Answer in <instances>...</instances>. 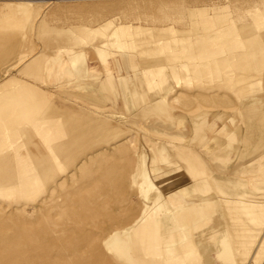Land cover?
<instances>
[{
    "label": "rangeland",
    "instance_id": "1",
    "mask_svg": "<svg viewBox=\"0 0 264 264\" xmlns=\"http://www.w3.org/2000/svg\"><path fill=\"white\" fill-rule=\"evenodd\" d=\"M40 3L0 0V135L21 132L0 141V264H130L115 238L210 264L217 231L230 264H264V0ZM186 205L188 241L166 238Z\"/></svg>",
    "mask_w": 264,
    "mask_h": 264
},
{
    "label": "crops",
    "instance_id": "2",
    "mask_svg": "<svg viewBox=\"0 0 264 264\" xmlns=\"http://www.w3.org/2000/svg\"><path fill=\"white\" fill-rule=\"evenodd\" d=\"M123 58L124 59H130L129 53L124 55ZM238 61H240V63L244 62V60H242L240 58L238 59ZM239 67L242 69L244 66L243 65H239ZM246 70H247V68H246ZM262 108H264V104L262 105ZM187 121H189V119H187ZM196 121L200 122L201 125H205V123H207V122H204L202 119L200 121V119H198V118L196 119ZM231 127H236L238 129L239 125H235V122H233V123H231ZM214 147H215V149H213L214 153H218V152H221V151L224 150V146H220V145L218 146V142L217 143L215 142ZM37 158H38L37 156H36V158L35 157L33 158L32 155L28 153V154H26V158L23 157V159H21V161L22 160L38 161L39 159H37ZM191 172H194V171L191 170ZM196 174H197V172L195 173V175H193V177H196L197 176ZM181 185H184V184H181ZM194 199H195L194 197H191V196L187 195L185 201H186V203L192 204ZM190 214L194 215L193 210L191 209V207L189 205H186L183 208L178 209L177 212L175 213V215L171 219H169L170 222H172L171 223L172 229L167 233L166 238H170V237H172V235L175 236L180 231V232L183 233V237H181L179 239V241L181 243L182 242H187L188 241V233H187V230H185V229H187L186 227L189 224H187L185 222H187L186 220H188V219H186V218H188V215H190ZM196 214L199 215L198 213H196ZM181 223H184L183 226H181L180 228H176L175 227L176 224H181ZM201 224H202V220L201 219L199 220L197 218H194V222H193V224H191V226H198V225H201ZM136 226H138V224ZM219 229H220V225L218 224L217 228L215 229V231H217ZM137 234L139 236V234H140L139 231H138ZM210 237L211 238H209L207 240V242H206V244L204 246V251H210V249H211L212 250V254L210 255L209 263L210 264H219L218 261L220 260V258H219L218 251L220 250V247H219L218 240L216 238V233L214 234V236H210ZM136 240H137V237L133 236V241L136 242ZM174 240H176V239L174 238ZM176 243L177 242L175 241V242H173L171 244H168L167 246L164 247L165 250L167 252L168 251L169 252L173 251L174 249L177 250L178 248H177V244ZM108 246H109V249L111 251L122 255L124 260H126L130 264H161V262L159 260H156V259L152 258L153 257L152 256L153 251H157L158 252L157 248H155V249L150 248L149 245H148V248H146V247H144L145 245L143 246V244L138 243V240L135 243V245H133L131 252L123 250V242L121 240L119 242H117V243H114V241L112 242L110 240ZM113 246L116 248L115 251L113 249ZM154 254H155V252H154ZM227 257H228V260H229V254L228 253H227Z\"/></svg>",
    "mask_w": 264,
    "mask_h": 264
},
{
    "label": "bare ground",
    "instance_id": "3",
    "mask_svg": "<svg viewBox=\"0 0 264 264\" xmlns=\"http://www.w3.org/2000/svg\"><path fill=\"white\" fill-rule=\"evenodd\" d=\"M48 1H51V0H12V2H27V3H32V4H36L37 2H41L40 4H44V3H47ZM1 40L2 39H0V50H1V48H2V45H1ZM0 60H1V57H0ZM1 62V61H0ZM32 102V101H31ZM29 103V102H28ZM28 103H25V105H28ZM264 103H259V102H256V101H253V104H251L250 103V107L249 108H252L251 109V111H250V115H249V117L248 118H250L251 120H253L252 121V125H256L255 124V121L256 120H258V116H256V114H255V111L257 110H261L260 108H262V105H263ZM31 107V106H30ZM254 112V113H253ZM32 114V113H31ZM30 114V115H31ZM1 116V115H0ZM26 116H28V114H26ZM2 117V116H1ZM257 117V118H256ZM3 118V117H2ZM18 118L19 119H21V120H23V118L25 119V115H24V113H21V115L19 114L18 115ZM256 118V119H255ZM1 119V118H0ZM260 120V119H259ZM2 121H4V120H2ZM234 122V121H233ZM10 123H12L11 121H10ZM6 125H8V124H6ZM4 128V127H3ZM21 133V132H20ZM19 133V135H18V132H16V134L15 133H13V134H9L8 136H6V135H0V141H2V139H4L5 140V138H8V139H11V138H20V134ZM16 136H18V137H16ZM61 139V138H60ZM259 139V138H258ZM6 142H8V141H4V142H0V156L1 155H3V153H5V151H6V149H5V146H6ZM256 142V141H255ZM55 154L57 155V151L55 150ZM25 158V157H24ZM23 159V158H22ZM19 161V160H18ZM24 161H26V160H23V162ZM29 162L30 161H26V162H24L23 164H21V167L22 168H27L29 165H32V164H29ZM31 163V162H30ZM33 166H35V165H33ZM35 168H36V166H35ZM0 171L2 172V171H4V166L2 165L1 167H0ZM5 172V171H4ZM5 174V173H4ZM32 176V175H31ZM46 179H47V175H43ZM204 176V177H203ZM201 178H207L208 179V176L207 175H203ZM13 181H14V178L13 177H10V176H8V175H3V178H0V186H3V185H5V184H9L10 182H12L13 183ZM38 181L36 180V179H32L31 177H22V180L20 181V183H14V184H12L13 186H15V185H22V186H24V185H28V184H32V185H37L38 183H37ZM204 183H206L207 181L206 180H204L203 181ZM208 183V182H207ZM206 188H208V187H206ZM210 189V188H209ZM207 190V189H206ZM208 198V197H207ZM209 204V206H211L212 207V210H211V212L210 213H215L216 212V210H217V208H216V205H215V203L214 202H211V203H208ZM33 212H34V214H36V210L35 209H33ZM199 215H200V213H198ZM201 216V215H200ZM28 217H29V219H30V215H29V213H28V211H26L25 212V214H24V216H23V219H25V218H27L28 219ZM32 218V217H31ZM206 218V217H205ZM211 218V217H210ZM172 221V220H171ZM168 222H170V220L168 221ZM225 237V235H224V233L223 232H220V231H217L216 232V238H217V240H218V243H219V247H220V250L218 251V254H219V258H220V260L218 261L219 262V264H230L229 263V260H228V257H227V253H228V248H227V246H225L224 245V243L221 245V241H222V239ZM211 238V237H210ZM224 240V239H223ZM114 241V243H117V242H119L120 240H118V239H116L115 238V240H113ZM207 242V241H206ZM214 248V247H213ZM209 250V249H208ZM211 250V249H210Z\"/></svg>",
    "mask_w": 264,
    "mask_h": 264
}]
</instances>
